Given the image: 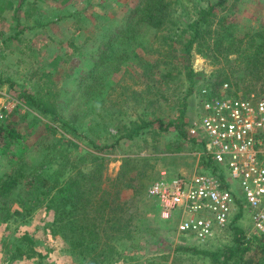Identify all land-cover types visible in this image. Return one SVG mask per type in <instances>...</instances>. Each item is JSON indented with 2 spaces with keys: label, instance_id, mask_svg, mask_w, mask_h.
<instances>
[{
  "label": "rangeland",
  "instance_id": "obj_1",
  "mask_svg": "<svg viewBox=\"0 0 264 264\" xmlns=\"http://www.w3.org/2000/svg\"><path fill=\"white\" fill-rule=\"evenodd\" d=\"M138 1L0 0V109L5 103L11 110L7 117L0 119V128L7 124L5 132L9 131L17 140L12 147L16 157L11 159L25 167L41 165L44 170L61 169L66 174V182L69 176L81 179L86 174L97 175L95 171H99L102 186L109 190L123 159L148 158L147 172L153 179L146 191L135 199L132 190L122 194L121 199L128 203L133 219L127 226L128 234L117 242L119 255L114 264H214L213 257L200 253L216 254L222 260L223 252L234 244L231 234L223 229L204 243L178 235L179 218H163L149 189L162 171L173 176L195 172L198 149L188 135L183 139L176 128L188 126L197 118L200 91L206 84L222 79V74L228 75L230 80L235 78L232 71L240 70L235 62L237 57L230 56L232 63L224 58L218 62L210 57L209 50L198 53L194 47L190 64L200 76L188 79L184 66L179 65L173 78H164V67L157 68V54L151 51L155 45L151 37L143 35L136 45L133 44L130 60L122 64L120 72L115 71L117 65L112 62L109 69H99L95 85L89 88L90 71L98 68L100 59L102 45L99 41L107 30H120L126 25L128 11ZM195 2L202 3V0ZM195 2L178 0L174 5L171 17L178 23L177 28H183L191 18ZM220 15L225 18L214 27L221 32L229 29L240 40L244 33L259 31L264 24V0H228ZM183 58L181 53L180 61ZM220 69L226 71H218ZM45 73L52 75L63 116L77 131L74 135L51 118L40 115L25 98L28 93L34 95L42 86L41 76ZM83 86L88 87L84 92L79 89ZM123 86L140 95L137 103L127 100V105L116 99ZM260 86L264 91V82L257 85ZM184 96H187V108L182 115L177 98ZM140 116L150 121L158 119L173 127L156 137L151 131L157 128L156 123L144 130L141 139L122 141L115 148L95 153V144L111 146L119 140V121L127 124ZM8 153H1L2 176L12 170L6 159ZM228 185L240 199L243 198L237 184ZM30 195L32 199L26 196L25 200L32 205L36 192L30 191ZM10 208L20 207L16 203ZM52 216L45 208L23 219L6 213L2 215L0 264H87L82 256L69 253L67 244L53 237L48 227ZM236 225L244 231L243 248L249 250L242 254V259L230 264H263L264 256L259 250L264 240L258 241L260 237L253 233L248 218L242 217ZM23 234L34 240L39 253L34 259L21 258L17 254L16 248L25 246L21 240Z\"/></svg>",
  "mask_w": 264,
  "mask_h": 264
},
{
  "label": "trees",
  "instance_id": "obj_2",
  "mask_svg": "<svg viewBox=\"0 0 264 264\" xmlns=\"http://www.w3.org/2000/svg\"><path fill=\"white\" fill-rule=\"evenodd\" d=\"M227 1L202 0V3H193L191 18L183 28H177L178 23L172 19L171 10L178 0H139L137 5L128 11L127 23L122 29L111 28L103 34L99 41L102 46L98 68L90 71L92 81L88 87L95 85L99 69H109L112 62L117 65L115 71L120 72L122 64L130 60L133 44L136 45L138 39L146 35L151 37V43L155 45V49L151 48V51L157 54L158 60L155 61L157 68L164 67L163 71L166 72L163 74L164 78H173V72L179 65L184 66L188 79L200 76L194 73L190 64L192 51L196 47L198 53L209 50L212 53L210 57L218 62L224 58L227 63H232L230 56L234 55L237 57L236 66L240 69L232 71L235 75L233 80H230L228 75L222 74V79L206 84L203 88L211 89L213 93L218 85L228 82L232 89L241 90L245 95L251 92L260 95L263 92L262 86L258 88L257 85L264 82V24L259 31L244 33L240 40H237V35L229 29L224 32L219 31L214 26L225 18L220 15V12L226 9ZM77 49L78 47H75V50ZM181 53L184 58L180 61ZM150 71L153 70L150 69ZM41 77L44 83L34 95L29 93L25 95L27 102L40 115L51 118L66 132L74 135L77 131L73 130L72 123L63 116V107L59 102L52 75L45 73ZM88 87L83 86L79 89L84 92ZM121 91L123 93H119L117 100L127 105L129 104L127 100L137 103L140 96L138 93L124 86ZM186 97L177 98L182 115L187 108ZM156 123H158L157 128L151 130L152 135L156 137H160L162 132L169 131L173 127V124L164 125L161 120L150 121L142 116L127 124L119 121V140L111 146L99 147L95 144L93 150L100 154L105 149L115 148L122 141L133 142L141 139L144 130ZM189 125L176 128L183 139L187 137ZM3 127V129L0 128V160L1 153H8L7 148L11 149L6 159L12 166V170L9 173L5 172L3 176L0 175V217L6 213L23 219L35 210L45 208L50 215H53L48 226L53 237L67 244L69 253L82 256L87 264L116 263L119 255L117 242L128 234L127 226L133 219L130 216L128 203L121 199L122 194L132 190L135 193V199L146 191L148 183L153 179V175L147 172L148 158L123 159L119 173L109 190L102 186L99 171H95L97 175L86 174L81 179H77L76 175L69 176L66 182L64 178L66 174L62 173L61 169L44 170L41 165L25 167L11 159L16 157L12 147L17 140L9 131L5 132L8 128L7 124ZM193 145L201 150L196 144L193 143ZM201 162L205 163L204 160ZM30 191L36 192L35 202L32 205L25 200L26 196L32 199ZM16 203L20 208H10ZM242 216L243 211L240 210L225 229L228 234H231L234 244L226 248L222 260L216 254L209 252L200 254L213 257L214 264H230L231 261H236L240 257L242 259V254L249 250V248H243L244 231L236 225ZM262 239L264 240L260 237L258 241L263 242ZM21 240L25 246L16 248L19 257L34 259L39 256L32 238L23 234ZM177 250L190 251L191 249L178 248ZM259 252L264 256V246L260 247ZM239 263L241 262L237 264Z\"/></svg>",
  "mask_w": 264,
  "mask_h": 264
},
{
  "label": "built area",
  "instance_id": "obj_3",
  "mask_svg": "<svg viewBox=\"0 0 264 264\" xmlns=\"http://www.w3.org/2000/svg\"><path fill=\"white\" fill-rule=\"evenodd\" d=\"M212 91H200L199 113L187 132L201 148L195 172L173 176L162 171L149 192L163 218H179L176 232L183 237L207 242L242 210L253 233L264 238V91L245 95L228 82ZM9 113L3 103L0 119ZM228 184H237L243 198Z\"/></svg>",
  "mask_w": 264,
  "mask_h": 264
}]
</instances>
